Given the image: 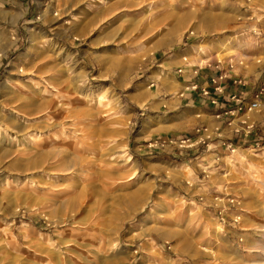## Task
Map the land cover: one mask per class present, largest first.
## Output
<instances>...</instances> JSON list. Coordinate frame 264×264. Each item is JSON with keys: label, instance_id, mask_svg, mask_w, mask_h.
<instances>
[{"label": "rangeland", "instance_id": "374dc122", "mask_svg": "<svg viewBox=\"0 0 264 264\" xmlns=\"http://www.w3.org/2000/svg\"><path fill=\"white\" fill-rule=\"evenodd\" d=\"M217 64L263 84L264 0H0V264H264V94L212 130L148 112Z\"/></svg>", "mask_w": 264, "mask_h": 264}, {"label": "crops", "instance_id": "0c3cea01", "mask_svg": "<svg viewBox=\"0 0 264 264\" xmlns=\"http://www.w3.org/2000/svg\"><path fill=\"white\" fill-rule=\"evenodd\" d=\"M182 55V56H181ZM184 55V56H183ZM182 57V58H181ZM185 54L183 52H177L173 58H171V62H179L181 59H184ZM187 65V64H186ZM179 66H174V68H177ZM198 68V72H195V70ZM178 69V68H177ZM217 68H210L208 66H202L200 65V68L194 65L193 69L190 71L182 70V72L175 73L176 79L181 76L184 77L182 81L180 80L183 85L181 91L177 94V98H179L181 101L177 104L172 106V104L166 105L162 102L154 103V107H151L148 112H151L152 114L163 110H166L167 112L174 110V113L171 114V116H174V121H170L169 125L165 128V130L168 131H182L184 133H192L195 127L202 123L204 125H208L210 130H212L213 124L217 121L215 118L216 112L218 111L214 105L207 104L205 102V99L203 96L200 95V89L190 90L187 87L191 85L192 83L198 82L200 85L208 86L211 85V78L212 76L217 75ZM163 80V83L168 87L171 88V82L167 80ZM229 82V81H228ZM249 87V86H248ZM235 87L233 85H227L225 87L224 91V98L223 100H227V96L231 91H233ZM142 90V85L139 84L134 93L140 92L142 95L141 97H134L140 102H144L145 100H148L150 95L153 93L152 90L148 87L146 90ZM150 100V99H149ZM227 108L229 109L234 108L237 106L235 101H226ZM138 114L144 115L145 111L148 110L147 107L140 108ZM236 111H233V113ZM236 121V120H235ZM212 128V129H211ZM142 141V140H141ZM191 155H193L191 157ZM189 157L184 158V163L187 165L194 164L197 160L198 156L197 153L188 154ZM196 167V165L194 166Z\"/></svg>", "mask_w": 264, "mask_h": 264}, {"label": "built area", "instance_id": "2783aa9c", "mask_svg": "<svg viewBox=\"0 0 264 264\" xmlns=\"http://www.w3.org/2000/svg\"><path fill=\"white\" fill-rule=\"evenodd\" d=\"M187 60V58H184ZM200 68V65H197ZM218 74L212 76L211 85L203 86L198 82L192 83L187 88L190 90L200 89V95L204 97L207 104L214 105L218 110L216 113L221 115L222 112L228 114L233 111L247 112L254 109H259L262 103V96L264 94V82L260 84V87L252 92V96L247 100L245 96H239L238 94L228 95L227 100H223L225 87L228 85L229 71L219 64L216 65ZM183 68H178V72H182ZM198 72V68L195 70ZM241 83V81H240ZM235 101L237 106L234 108H227L226 101Z\"/></svg>", "mask_w": 264, "mask_h": 264}, {"label": "bare ground", "instance_id": "6f19581e", "mask_svg": "<svg viewBox=\"0 0 264 264\" xmlns=\"http://www.w3.org/2000/svg\"><path fill=\"white\" fill-rule=\"evenodd\" d=\"M157 78V77H156ZM133 96L134 97H137L138 98V96H140V92L139 93H135V94H133ZM47 105V104H46ZM41 106L43 107L44 106V104H42L41 103ZM254 110H256V109H254ZM252 111V110H251ZM41 112V111H40ZM76 130V129H75ZM89 131V130H88ZM42 133V132H41ZM76 133V132H75ZM86 133L87 134H89L87 131H86ZM80 134V133H79ZM102 136V135H101ZM26 137L27 136H25L24 135V137L22 138V141H21V143H24V141H26ZM83 137L85 138V137H87V136H84L83 135ZM100 142V141H99ZM86 143V142H85ZM88 143V142H87ZM101 143H102V141L100 142V143H96L98 146L100 145V147L101 146H103V143H102V145H101ZM90 144V143H89ZM52 152V151H51ZM109 152V151H108ZM107 152V153H108ZM67 154V153H66ZM108 154H110V153H108ZM114 153H111L109 156L111 157V155H113ZM107 154H105V156H106ZM49 153H47V152H43L42 151V154L41 155H39V156H37L36 158H32L31 160H30V166L31 167H36V166H40L41 167V172H44L43 174L45 175V179H49V178H47V176H49V174H50V172H51V169H53V168H57V166H54L53 167V165L50 163V160H49ZM103 156H104V154H103ZM108 157V156H107ZM115 158V156H112L111 157V159H114ZM64 160H66V159H64ZM129 161V160H128ZM57 164V163H56ZM126 164V163H125ZM81 166V165H80ZM61 167H63V166H61ZM62 169V168H61ZM67 169V168H66ZM70 169V168H69ZM106 171H108V170H106ZM102 173H104V172H102ZM53 176V175H52ZM56 175L54 174V177H55ZM50 177V176H49ZM55 182V181H54ZM114 182V181H113ZM49 256V255H48Z\"/></svg>", "mask_w": 264, "mask_h": 264}]
</instances>
